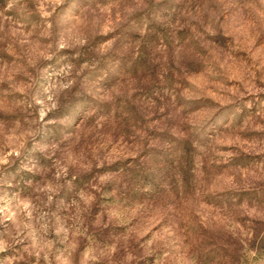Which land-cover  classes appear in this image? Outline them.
<instances>
[{
    "label": "rangeland",
    "instance_id": "374dc122",
    "mask_svg": "<svg viewBox=\"0 0 264 264\" xmlns=\"http://www.w3.org/2000/svg\"><path fill=\"white\" fill-rule=\"evenodd\" d=\"M0 264H264V0H0Z\"/></svg>",
    "mask_w": 264,
    "mask_h": 264
}]
</instances>
